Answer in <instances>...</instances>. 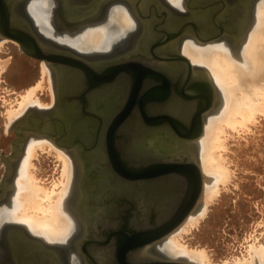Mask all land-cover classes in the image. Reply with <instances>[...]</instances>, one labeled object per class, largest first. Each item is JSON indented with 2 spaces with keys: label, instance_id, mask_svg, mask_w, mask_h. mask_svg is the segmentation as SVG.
Listing matches in <instances>:
<instances>
[{
  "label": "flooded vegetation",
  "instance_id": "1",
  "mask_svg": "<svg viewBox=\"0 0 264 264\" xmlns=\"http://www.w3.org/2000/svg\"><path fill=\"white\" fill-rule=\"evenodd\" d=\"M29 1L9 2L13 24L34 30L57 61L39 60L50 73L48 102L10 126L15 139L2 155L0 176V264H190L160 245L202 204L200 137H187L204 128L218 97L204 67L178 56L186 40H224L238 50L257 0H33L49 36L27 12ZM117 7L128 14V26L114 22ZM100 27L101 45L77 47L85 32ZM131 86L133 129L119 116ZM33 138L49 140L71 160L65 205L74 226L62 243L34 236L7 212ZM112 149L133 175L118 171ZM147 164L155 175L140 174Z\"/></svg>",
  "mask_w": 264,
  "mask_h": 264
},
{
  "label": "bare ground",
  "instance_id": "2",
  "mask_svg": "<svg viewBox=\"0 0 264 264\" xmlns=\"http://www.w3.org/2000/svg\"><path fill=\"white\" fill-rule=\"evenodd\" d=\"M169 1L175 5L179 3V0ZM36 5H38L36 2L30 0L27 5V12L35 18V23L39 26L40 31L48 35L49 31L44 19L45 13L43 9L38 8ZM34 6L36 7L35 10L33 9ZM253 12L252 24L242 39L243 42L238 50H233L224 40L206 44L195 42L194 40H186L182 46L181 51L190 62L193 65L204 67L208 72L219 98L216 106L206 114L203 133L198 140L199 164L204 175L202 204L195 212H191L192 214L188 215L160 245V248L169 257L185 260L190 264L230 263H211L207 260L202 250L188 249L179 239L182 233L187 232L199 219L204 217L207 203L218 188V183L216 186L215 181L227 175L222 158L216 154V151L222 148V142L225 139L221 140L220 138L224 127L230 129L239 125L242 127L256 113L264 112V0L256 2ZM127 15L125 9L117 7L113 14V20L117 24L122 23L125 25L128 23ZM101 28L85 32L78 40L77 47L86 49L101 45L102 40L105 38V32ZM1 40L6 39L0 38ZM42 67L43 71H48L44 63H42ZM35 89L31 88L25 91L24 95H20L22 98L19 101V109L17 107L18 110L16 111L10 110L9 123L27 105L42 106L39 100L32 98ZM43 144L56 148L58 156L63 161L62 174L66 179L62 180L65 184L63 188L61 187V190H58L60 192L57 191L56 195H53L55 189L47 191L38 185L36 181L34 182L29 170L30 166H32L30 157L34 155L35 149H38V147L40 149ZM40 150L44 151L43 149ZM70 172L71 160L64 150L58 149L44 138L31 139L18 166L15 178V193L11 197L12 206L10 205L11 209L7 210V212L12 211V219L22 223L31 234L40 237L45 242L62 243L65 241L74 226L65 205V199L71 183ZM56 185H58V182ZM7 212L5 213L6 219L9 214ZM257 246H250L252 252L248 255L247 260L244 258L231 264H264V245Z\"/></svg>",
  "mask_w": 264,
  "mask_h": 264
},
{
  "label": "rangeland",
  "instance_id": "3",
  "mask_svg": "<svg viewBox=\"0 0 264 264\" xmlns=\"http://www.w3.org/2000/svg\"><path fill=\"white\" fill-rule=\"evenodd\" d=\"M5 39L0 41V176L4 169L2 155L11 152L15 139L10 126L31 104L20 110L11 123L10 110L19 109L21 96L31 88H36L32 98L43 104L52 96L50 73L42 67L44 61L29 57L16 41ZM251 120L245 122V128L224 127L220 138L225 139L216 154L222 158L227 175L215 181L218 188L207 203L204 217L178 238L188 249L202 250L211 263L247 260L251 245H264V112L256 113ZM43 146L40 149L44 151L38 147L30 157L29 170L34 182L47 191L55 189L56 195L65 184L63 161L56 148ZM52 164L50 171L43 170Z\"/></svg>",
  "mask_w": 264,
  "mask_h": 264
},
{
  "label": "water",
  "instance_id": "4",
  "mask_svg": "<svg viewBox=\"0 0 264 264\" xmlns=\"http://www.w3.org/2000/svg\"><path fill=\"white\" fill-rule=\"evenodd\" d=\"M10 1L12 0H0V38H7L16 41L19 45V49L24 54L28 55L31 58L44 60L47 64H52L56 62L57 58L53 53H51L52 51H47L48 50L47 48H52V47H50V45L49 47H47L45 44L42 45V42L43 43L45 42L37 33L34 32V30L32 29L24 30V29L16 28L14 26L13 24L14 21H12V15L8 8V4ZM178 57L182 59L185 63L190 64V60L187 57H185L183 54H180ZM207 85L212 89V84L209 81H207ZM134 88L135 87L131 86V91L128 94L127 101L125 104L126 107L123 109V111L119 113L121 119L125 121V128H130V129H133V126H135V121L132 118H129L130 113L132 112L131 111L132 106L134 105L133 104ZM144 96L146 98H150L149 93H146ZM144 102L145 100H142L141 104L143 105ZM209 108L210 106L206 105L203 111L206 110L205 112H207ZM145 121H147V119H145ZM116 122L117 121H115L112 125H110V127L115 128ZM158 123L159 120H157L155 124ZM202 133H203V128L201 127L199 129V133L197 134V136L187 137V138L191 140H195L198 137H200ZM110 158L116 162V167L119 172H122V174L124 173L125 176H129V174L133 175L134 171L132 170V168L127 166L126 164H123L122 158H120L116 154V152L113 151V149L110 151ZM154 170H156L154 165L147 164L143 168V170H141L140 174L143 177H151L155 175Z\"/></svg>",
  "mask_w": 264,
  "mask_h": 264
}]
</instances>
